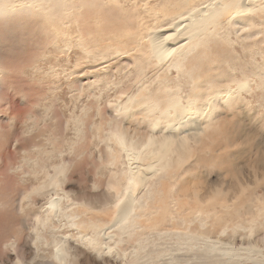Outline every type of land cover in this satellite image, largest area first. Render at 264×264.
<instances>
[{
	"label": "rangeland",
	"instance_id": "obj_1",
	"mask_svg": "<svg viewBox=\"0 0 264 264\" xmlns=\"http://www.w3.org/2000/svg\"><path fill=\"white\" fill-rule=\"evenodd\" d=\"M17 1L13 18L0 16V259L16 264L22 250L26 264L48 259L34 257L42 246L31 230L52 199L64 206L70 198L109 219L115 184L124 186L128 169L112 133L144 145L171 130L183 106L208 101L211 126L198 136L183 125L188 151L176 153L185 159L166 156L172 163L138 193L142 214L128 232L107 230L89 261L86 241L65 217L60 235L80 243L79 264H264V0L245 14L227 12L218 35L158 65L142 57L144 36L166 24L170 7L183 13L196 0H67L71 13H52L49 22L40 14L56 12L58 3L39 13V1Z\"/></svg>",
	"mask_w": 264,
	"mask_h": 264
},
{
	"label": "bare ground",
	"instance_id": "obj_2",
	"mask_svg": "<svg viewBox=\"0 0 264 264\" xmlns=\"http://www.w3.org/2000/svg\"><path fill=\"white\" fill-rule=\"evenodd\" d=\"M33 2V0H31ZM30 1V2H31ZM39 9L42 8L45 9L46 5L50 3H58V6L56 8V12H50V13H45L43 12L40 14V18L42 20L48 21L49 22V17H52V13L58 14L59 11H62V15L64 17H67L71 12L70 10L68 11L69 8H71L72 4H70V7L67 5V0H37ZM75 1V0H72ZM89 1V0H87ZM112 1V0H111ZM253 1L255 0H196V2L190 6L185 12L176 14L170 7L171 11H166L165 15L169 17L168 21L166 24L163 26H159L156 30H154L151 33H147L144 37V43L147 44L148 50L144 54H142V57L145 58L148 62L147 65L150 63H154L158 65L162 60L163 62L166 61L169 56H171L174 53H177L181 51L184 47L190 48L188 51L191 50V48H194L201 39H208L215 35H218V31L215 30V26L218 25L219 19L224 16L227 12L231 13V16L233 14L237 15L240 12H243L247 9L248 4L251 5L253 4ZM16 0H0V16L6 17H12V15L15 14L16 7L15 5ZM19 2V0L17 1ZM31 2V3H32ZM35 2V1H34ZM78 2V1H76ZM72 2V3H76ZM84 2V0H83ZM93 2V1H92ZM166 2V1H165ZM40 3V4H39ZM71 3V2H70ZM89 3V2H88ZM87 3V4H88ZM103 3V2H102ZM69 4V3H68ZM77 4V3H76ZM96 5V4H95ZM249 5V6H250ZM23 6V7H22ZM30 4L25 5L22 4L20 7L22 11H28L30 9ZM37 6V5H36ZM74 6V5H73ZM91 6V5H88ZM93 6V5H92ZM91 6V8H92ZM252 6V5H251ZM257 4L255 5V7ZM86 7V6H85ZM161 7V6H160ZM90 8V7H89ZM121 8V7H120ZM78 9V7H77ZM80 9V8H79ZM119 9V8H118ZM117 9V10H118ZM36 10V9H35ZM116 10V11H117ZM163 10V9H162ZM31 11V10H30ZM73 11V10H72ZM75 11V10H74ZM88 11V10H87ZM115 11V12H116ZM41 10L39 11V13ZM164 12V11H163ZM75 13V12H74ZM161 13V12H160ZM242 13V14H243ZM52 14V15H51ZM88 14V13H87ZM245 14V13H244ZM164 15V14H163ZM230 14H228L229 16ZM56 15L55 17H57ZM74 16V15H73ZM112 16V14H111ZM155 16V15H154ZM33 17V15H32ZM54 19H58L55 18ZM64 17V18H65ZM70 17V16H68ZM114 17V16H113ZM157 17V16H156ZM160 17V16H159ZM226 17V16H225ZM236 17V16H234ZM242 17V16H241ZM13 18V17H12ZM62 19V17H61ZM60 19V20H61ZM157 19V18H155ZM225 19V18H224ZM236 19V18H235ZM59 20V19H58ZM70 20V19H69ZM140 20V19H139ZM23 21V20H22ZM71 21V20H70ZM223 21V19H222ZM221 21V22H222ZM237 21V20H236ZM239 21V20H238ZM42 22V21H40ZM47 22V23H48ZM56 22V20L52 21ZM241 22V21H240ZM51 23V22H50ZM57 23V22H56ZM228 23V22H227ZM28 24V23H27ZM59 24V23H58ZM60 24H63V21L60 22ZM38 25V24H36ZM52 25V24H51ZM55 25V24H53ZM220 26V25H219ZM216 26V27H219ZM37 27V26H36ZM39 27V26H38ZM213 27V28H212ZM51 28V27H50ZM53 27L52 29H54ZM41 30V29H40ZM51 30V29H50ZM57 30V29H56ZM222 30V29H221ZM47 31V30H46ZM49 31V30H48ZM42 34V33H41ZM51 35V34H50ZM82 35V34H81ZM222 35V34H221ZM226 35V33H225ZM224 35V36H225ZM228 35V34H227ZM223 36V37H224ZM53 36H51L52 38ZM67 40V39H66ZM212 42V41H211ZM198 48V47H197ZM185 50V49H183ZM187 50V49H186ZM194 49H192L193 51ZM191 51V52H192ZM185 53L187 51H184ZM178 54V53H177ZM187 55V54H186ZM191 55V53H190ZM189 55V56H190ZM126 56V55H125ZM129 56V55H128ZM180 56V55H179ZM184 57V55L182 54ZM196 56V55H195ZM135 57V56H134ZM178 57V56H176ZM187 57V56H186ZM191 57V56H190ZM130 58V57H129ZM133 58V57H132ZM170 58V57H169ZM168 58V59H169ZM185 58V57H184ZM195 58V57H194ZM177 59V58H176ZM182 59V58H179ZM178 60V59H177ZM197 60V59H196ZM132 61V60H131ZM140 61V60H139ZM195 61V60H194ZM181 62V61H180ZM179 62V63H180ZM193 63V60L191 61ZM189 62V63H191ZM4 63V62H3ZM140 63V62H139ZM138 63V64H139ZM184 63V62H183ZM171 64V63H169ZM167 64V65H169ZM195 64V63H193ZM176 65V63H175ZM182 66V62L180 64ZM191 65V64H190ZM197 65V64H195ZM140 69H142L143 65H140ZM146 66L144 65V68ZM151 67V66H149ZM163 67V64H162ZM170 67V66H169ZM174 67V66H173ZM178 67V66H177ZM184 67V66H183ZM5 68V67H4ZM135 68V67H134ZM148 68V67H147ZM146 68V69H147ZM152 68V67H151ZM164 68V67H163ZM171 68V67H170ZM169 68V70H170ZM176 68V66L174 67ZM181 68V67H180ZM185 68V67H184ZM192 68V67H191ZM139 69V70H140ZM161 69V68H160ZM168 69V68H166ZM183 69V68H182ZM181 69V70H182ZM195 69H197L195 67ZM145 70V69H144ZM180 70V69H178ZM6 71V70H5ZM168 71V70H167ZM141 72V71H140ZM156 73V72H155ZM158 73V72H157ZM156 73V74H157ZM154 74V73H153ZM169 74V73H168ZM261 74V73H260ZM133 75V73H132ZM257 76V75H256ZM192 78L194 77L193 75L191 76ZM159 79V78H158ZM164 80V79H163ZM260 80V79H259ZM3 83V82H2ZM141 83V82H140ZM256 83V82H255ZM134 84V83H133ZM245 86V85H244ZM249 86V85H248ZM246 87V86H245ZM249 88V87H248ZM240 89V87L238 88ZM228 92V91H227ZM222 94V93H221ZM225 94V93H224ZM177 96V95H176ZM228 97V96H227ZM232 97V96H231ZM230 97V98H231ZM176 98V97H175ZM178 98V97H177ZM222 98V97H221ZM220 98V99H221ZM229 98V99H230ZM141 99V98H140ZM172 99L168 101L170 106H176L177 103L172 104ZM128 100V99H127ZM139 100V99H138ZM142 101V100H141ZM224 101V100H223ZM134 102V101H133ZM175 102V100H174ZM193 102V101H192ZM167 103V102H166ZM165 103V104H166ZM215 105L217 104L214 103ZM120 105V104H119ZM125 105V103H124ZM157 105V104H156ZM168 105V106H169ZM178 105V104H177ZM188 108H184V106L181 108L182 111L179 115V119L175 121L173 126L171 127L172 129L169 130L168 132H165L162 135H151L148 142L144 145H136L135 141L132 139L130 141H127L126 138L124 137L121 132H113L112 137L113 140L116 142V144L119 146L120 150L125 153V156L127 157L128 161V169L123 172L124 173V186L121 187L119 185L118 187H121L120 189L116 186L115 188V195H116V200L113 204H111L112 211L110 210L111 214L110 218L107 220L103 219H98L93 216L91 213V207L90 210L88 208H84L83 205L73 202L70 198H68L66 204L64 206L61 204L60 205V199L61 198H55L51 199L48 201V206L45 207V209L48 208V212L41 215L37 213L36 219H35V226H32V232L35 235V241L42 246V249H38L34 255V257H48V259H42L40 264H79V257L81 256V250L79 247V244L73 245L70 244L72 243V239H69V236H61L60 235V230L63 228L64 224L60 223L61 217L67 219V223L73 228H75L78 232L76 233L77 236L76 238L82 239L81 241L84 240L86 241V249L87 253L85 254V258L87 261L93 259L91 257V252L94 251H100L102 249V246L104 245V242L106 241L107 238H105V234L107 230H110L111 228L113 229H118L120 234L128 232V230L131 228L130 226H134V223H136L138 220L136 218L141 215V210L139 207L143 206L142 202L139 204L137 203V196L138 193L145 190L147 192L148 190V184L150 180L155 177L157 173L163 171L165 168H167L168 163L171 161V158L168 160L166 158L167 155H172V153H179V152H185L186 150L188 151V145H187V140L188 136L186 135H181L180 136V130L182 129L183 125L186 123L190 125V130H192V135L199 134L200 132L204 131L211 123V116H212V103L208 101H200L198 102H193L188 104ZM123 107V106H122ZM125 107V106H124ZM180 108V106H178ZM161 108V107H160ZM163 108V107H162ZM176 108V107H175ZM177 108V109H179ZM120 109V108H119ZM122 109V108H121ZM180 109V110H181ZM111 110V109H110ZM118 110V109H117ZM112 111V110H111ZM207 111V112H206ZM115 113V112H114ZM205 113L207 115L205 116ZM110 114V113H109ZM114 120V117H113ZM189 131V130H188ZM202 134V133H201ZM200 136V134L198 135ZM142 141V140H141ZM145 142V140H144ZM115 146V145H113ZM156 150H153V149ZM115 149V148H114ZM118 149V148H116ZM194 149V148H193ZM111 152V151H110ZM113 152V151H112ZM115 152V151H114ZM192 152V151H191ZM39 153V152H38ZM119 153V152H118ZM177 153L175 154L177 156ZM189 152H186V155ZM181 155V154H180ZM180 155H178L176 158L174 157L173 159H178L181 160ZM105 156V155H104ZM124 156V157H125ZM123 157V155H122ZM168 157V156H167ZM182 157V156H181ZM187 157V156H186ZM115 158V157H114ZM118 158V157H117ZM172 159V160H173ZM185 159V158H184ZM182 158V160H184ZM108 160V159H107ZM114 160V159H113ZM120 160V159H118ZM117 160V161H118ZM175 160V161H176ZM181 160V161H182ZM174 161V162H175ZM116 162V161H115ZM123 163V161H122ZM172 163V161H171ZM176 163V162H175ZM182 163V162H181ZM181 163H179L181 165ZM67 165V164H66ZM113 165V164H111ZM110 165V166H111ZM58 166V165H57ZM121 167V166H120ZM35 168V167H34ZM44 168V167H43ZM59 168V167H58ZM67 168V167H66ZM118 169V168H117ZM116 169V170H117ZM171 169V168H170ZM42 170V169H41ZM64 170V169H63ZM66 170V169H65ZM172 170V169H171ZM40 171V170H39ZM44 171V170H43ZM120 171V170H119ZM173 171V170H172ZM46 172V171H45ZM169 173V171L167 170ZM171 172V171H170ZM167 173V174H168ZM116 174V173H115ZM166 174V173H164ZM37 176V175H36ZM169 176V175H167ZM46 177V176H45ZM53 177V176H52ZM166 177V176H165ZM43 178V177H42ZM50 178V177H48ZM112 178V176H111ZM156 178V177H155ZM160 179V178H159ZM43 180V179H42ZM49 180V179H48ZM52 180V179H51ZM55 180V179H54ZM119 180V179H118ZM117 180V182H118ZM158 180V179H157ZM46 181V180H45ZM59 181V180H58ZM116 181V180H115ZM116 182V183H117ZM57 183V181H56ZM59 183V182H58ZM123 183V182H122ZM159 183V182H157ZM48 185V183L46 182ZM52 185L53 182H51ZM111 184V183H110ZM59 185V184H57ZM62 185V184H61ZM155 185V184H153ZM41 186V185H40ZM46 186V185H45ZM158 186V185H157ZM160 186V185H159ZM42 188L44 186H41ZM56 187V186H55ZM115 187V186H114ZM62 188V187H61ZM111 188V187H110ZM154 188V187H153ZM160 188V187H159ZM35 189L33 190L34 193H37L39 190ZM45 189V187H44ZM112 189H114L112 187ZM173 189V188H172ZM54 190V188H53ZM151 190V189H150ZM153 190V189H152ZM170 190V189H169ZM41 192V190H39ZM38 191V192H39ZM107 191V190H106ZM105 191V192H106ZM114 191V192H115ZM149 191V190H148ZM30 192V191H29ZM44 192V191H43ZM55 192V191H54ZM157 192V190H156ZM160 192V191H158ZM157 192V193H158ZM162 192V191H161ZM164 192V191H163ZM169 192V191H168ZM31 193V192H30ZM64 193V191H63ZM156 193V194H157ZM167 193V192H166ZM41 194V193H40ZM68 194V193H67ZM155 194V196H156ZM172 194V193H171ZM69 195V194H68ZM143 195V194H142ZM170 195V194H169ZM29 196V195H28ZM33 196V195H32ZM40 196V195H39ZM61 196V195H60ZM150 196V195H149ZM167 196V195H166ZM46 197V196H45ZM64 197V199H65ZM147 197V196H146ZM30 198V197H29ZM36 198V197H35ZM42 198V196H41ZM139 198V197H138ZM143 198V197H142ZM113 199V198H112ZM156 199V198H155ZM173 199V198H172ZM142 200V199H141ZM139 200V202L141 201ZM165 200V199H164ZM163 200V201H164ZM174 202L176 201L175 198L173 199ZM187 200V199H186ZM30 201V200H29ZM145 201V200H144ZM168 201V200H167ZM184 201V200H183ZM6 202V201H5ZM153 202V201H152ZM155 202V201H154ZM157 202V199H156ZM182 202V201H181ZM2 203V202H1ZM168 203V202H167ZM172 203V202H171ZM179 203V202H178ZM101 204V203H100ZM152 204V203H151ZM182 204V203H180ZM149 205V204H148ZM34 206V205H33ZM83 206V207H82ZM147 206V205H146ZM178 206V205H177ZM35 207V206H34ZM37 207V206H36ZM101 207V206H100ZM39 208V207H38ZM81 208V209H80ZM108 208V207H106ZM36 209V208H35ZM34 209V210H35ZM44 209V210H45ZM105 209V208H103ZM163 209V208H162ZM102 210V208H101ZM107 210V209H106ZM167 210V209H166ZM32 211V210H31ZM103 211V210H102ZM38 212V211H37ZM145 212V211H144ZM149 212V211H148ZM152 212V211H151ZM162 212V211H161ZM177 212V211H176ZM181 212V211H180ZM107 214V212H105ZM141 213V214H140ZM159 213V211H158ZM156 213V214H158ZM32 214V213H31ZM104 214V213H101ZM105 214V216H106ZM169 214V213H168ZM107 214V216H109ZM151 215V213H150ZM172 215V213L170 214ZM161 216V215H160ZM101 217V215L99 216ZM164 217V216H163ZM167 217V215H166ZM162 218V217H160ZM159 218V219H160ZM33 219V220H34ZM106 219V218H104ZM132 221H131V220ZM167 219V218H166ZM172 220V219H171ZM65 221V220H64ZM158 221V220H156ZM165 221V220H164ZM175 221V220H174ZM187 221V220H186ZM143 222V220H142ZM145 222V221H144ZM152 222V221H151ZM162 222V221H161ZM60 223V224H59ZM38 225V226H37ZM66 225V224H65ZM142 225V224H141ZM150 225H153L150 223ZM149 225V226H150ZM163 225V224H162ZM29 226V225H28ZM27 227V226H26ZM31 227V226H30ZM145 227V226H144ZM147 227V226H146ZM153 227V226H151ZM155 227V226H154ZM65 228V227H64ZM135 228V227H132ZM150 228V227H149ZM139 229V228H138ZM148 229V228H147ZM235 229V228H234ZM70 230V229H69ZM144 230V229H143ZM168 231V229H166ZM165 230V231H166ZM66 231V230H65ZM112 231V229H111ZM157 231V230H156ZM163 231V230H162ZM173 232V231H172ZM189 232V231H188ZM109 233V232H108ZM166 233V232H164ZM171 233V232H170ZM183 233V231H182ZM32 234V233H31ZM143 234V233H142ZM192 234V233H191ZM208 234V233H207ZM73 236V234H71ZM139 235V234H138ZM174 235V234H172ZM176 235V234H175ZM195 235V234H194ZM111 237V235H109ZM108 236V237H109ZM113 236V235H112ZM134 236V235H133ZM137 236V234H136ZM159 236V235H158ZM178 236V235H176ZM130 237V236H129ZM148 237V236H147ZM160 237V236H159ZM163 237V236H162ZM166 237V236H165ZM169 237V236H167ZM191 237V236H190ZM114 238V237H113ZM141 238V236H140ZM189 238V237H188ZM194 238V237H192ZM205 238V237H204ZM75 239V238H74ZM79 239V241H80ZM112 239V238H110ZM122 239V238H121ZM139 239V238H138ZM142 239V238H141ZM175 239V238H174ZM208 239V237H207ZM118 240V239H117ZM116 240V241H117ZM131 240V239H130ZM163 240V238H162ZM166 240V238H165ZM180 240V239H179ZM16 241V240H15ZM76 241V239H75ZM74 241V242H75ZM78 241V240H77ZM108 241V240H107ZM106 241V242H107ZM114 241V240H113ZM127 241V240H126ZM153 241V240H152ZM178 241V240H177ZM20 242V241H19ZM105 242V243H106ZM125 242V241H124ZM181 242V241H180ZM138 243V242H137ZM190 243V242H189ZM108 244V243H107ZM140 244V243H138ZM82 245V244H81ZM109 245V244H108ZM178 245V243L176 244ZM180 245V244H179ZM183 245V244H181ZM185 245V244H184ZM187 245V244H186ZM207 245V244H205ZM118 246V245H117ZM188 246V245H187ZM204 246V245H203ZM53 249V252L51 255L48 253L49 248ZM110 247V246H109ZM114 247V246H113ZM121 247V246H120ZM212 247V245L210 246ZM19 248V247H18ZM26 248V247H25ZM83 246L81 247V249ZM124 249V248H123ZM160 249V248H159ZM213 249V248H212ZM104 250V249H103ZM108 250V249H107ZM145 250V249H144ZM211 250V249H210ZM21 251V250H20ZM75 251V254H74ZM113 251V250H112ZM117 249L115 250V252ZM165 251V250H164ZM104 252V251H103ZM106 252V251H105ZM110 252V251H108ZM114 252V253H115ZM119 252V251H118ZM130 252V251H129ZM24 251L22 250L19 252V259H14L16 264H26L25 262V255ZM34 253V252H33ZM77 253V255H76ZM143 253V252H142ZM128 254V253H127ZM137 254V253H136ZM135 254V255H136ZM147 254V253H146ZM162 254V253H161ZM2 255V254H1ZM4 255V254H3ZM2 255V256H3ZM97 255V254H96ZM94 255V257L96 256ZM120 255V254H119ZM111 256V255H110ZM109 256V257H110ZM12 257V256H11ZM11 257H7L5 259H0V264H13V260ZM44 257V258H45ZM33 258V260L35 259ZM140 258V257H139ZM138 258V259H139ZM143 258V257H142ZM30 259V258H29ZM40 259V258H39ZM96 260V259H95ZM124 260V259H123ZM83 261V260H82ZM185 261V260H184ZM183 261V262H184ZM30 262V261H29ZM105 262V261H104ZM121 262V261H120ZM32 263V260L31 262ZM122 263V262H121ZM82 264V263H81ZM84 264V263H83ZM99 264V263H98Z\"/></svg>",
	"mask_w": 264,
	"mask_h": 264
}]
</instances>
